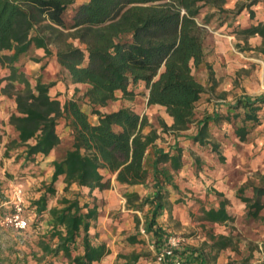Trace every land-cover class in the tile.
<instances>
[{
    "label": "trees",
    "instance_id": "16d2710c",
    "mask_svg": "<svg viewBox=\"0 0 264 264\" xmlns=\"http://www.w3.org/2000/svg\"><path fill=\"white\" fill-rule=\"evenodd\" d=\"M226 1L0 0V69L6 70L0 75V101L6 96L16 102L8 123L17 134L4 145V155L9 157L23 148L16 160L23 159L26 165L36 162L40 154L49 155L62 142L58 133L62 120L72 136L65 155L53 161L51 181L28 205L33 221L28 218L24 231L36 236L28 252L36 263L94 264L110 253L106 242L92 232L101 213L94 190L111 188L108 174L116 175L117 182L125 186L126 207L143 213V221L134 214L135 227L140 228L143 222L157 245L165 243L170 234L164 226V211L171 209L170 193L179 190L174 173L185 164L180 141L186 136L181 132L196 121L198 103L207 91L195 70L202 66L210 69L206 61L207 26L228 12ZM74 5L71 22H67L65 16ZM244 7L238 4L237 12ZM238 33L244 38L260 35L262 44L257 50L264 54V22ZM34 49L43 50L45 57H55L66 81L89 85L85 99L71 96L61 101L52 95L54 84L43 79L45 66L32 80L24 67L28 60H42L31 54ZM212 77L210 71L209 79ZM140 83L148 90V104L164 106L172 124L160 117L155 126L146 113L129 106L113 112L101 110L119 98L132 100L142 94L137 89ZM263 109L264 93L238 96L225 112L218 108L206 112L189 139L217 152L223 160L213 129L231 124L236 136L245 141L262 123ZM1 127L0 122V141ZM165 133L176 136L169 150L158 143ZM195 160L202 169L199 158ZM30 176L36 175L26 177ZM61 177L65 195L49 207ZM247 187L239 188L238 197L246 204L248 215L257 219L264 208V175L260 184L250 185L252 196L246 194ZM227 202L223 200L219 208L202 206L199 219L233 222ZM44 221L48 224L45 231ZM208 236L211 243L176 250L182 264H211L220 249L232 244L231 237L216 236L212 229ZM136 237L129 239L135 241ZM9 249L12 252L15 248ZM213 250L216 252L211 255ZM125 257L132 263L139 256ZM7 262L0 235V264Z\"/></svg>",
    "mask_w": 264,
    "mask_h": 264
},
{
    "label": "crops",
    "instance_id": "0c3cea01",
    "mask_svg": "<svg viewBox=\"0 0 264 264\" xmlns=\"http://www.w3.org/2000/svg\"><path fill=\"white\" fill-rule=\"evenodd\" d=\"M241 1L243 0H227L225 8L228 12L222 17L212 19L207 26L209 32L205 41L206 61L210 69L206 66L198 68L202 79L197 76V69L195 70V75L205 87L208 85L209 94H207V97H202L198 103L197 109H200V111L195 115L196 121L192 123L189 129L181 132L182 135L186 136L182 137L180 141V145L184 148L185 164L180 171L174 173V182L178 185L179 190L170 193L169 199L172 206L171 209L164 211L163 217L164 226L169 234L175 231V228L172 226L173 223L181 221L184 225L190 222L189 230H195L196 233L202 232L201 228L205 226L207 231L212 229L216 236L222 234L230 237V234H225V231L219 229L221 227L227 228V225L230 224L245 223L247 225L254 220L248 215L246 204L238 197V190L243 186L249 185L246 194L252 196L254 190L250 185L260 184V174L264 175V117L262 118V123L248 134L245 141H241L236 136L235 129L231 124L224 123L220 128L213 129L219 138L220 152L224 156L223 160L217 152L206 149L204 146H200L199 143L189 139V136L196 131L197 121L206 112L213 113L217 108L219 111L225 112L226 106L232 103L238 96L244 94L260 95L264 92L263 71L257 68L248 71L254 64L258 67L257 62L264 60V54L257 51V47L262 44V37L260 35H253L244 38L238 33L242 28L264 22V2L260 0L253 2ZM238 4H244L245 6L240 12H237L236 9ZM251 11L254 14L253 17L251 16ZM34 54L42 58V60L40 62L28 60L24 67L25 72L32 80L39 74L43 65L45 66L43 71L44 77L47 63L50 65L54 64L56 70H60L55 57H45L44 51L41 49H34ZM43 62L45 63L42 64ZM243 69L247 74L244 73L242 76H239L238 84H236V74ZM210 71L213 73L211 80L209 79ZM257 77L258 82L256 80ZM86 85L84 83H72L65 79L64 81L59 80L53 85L50 93L61 101H64L73 95L71 91ZM72 86L74 88H71ZM137 89L142 91V95L144 96L142 104H133V102H130L131 100L119 98L112 101V104L109 102L106 106L101 107V110L113 112L121 107L129 106L141 114L146 113L149 116L150 122L155 120L156 115H160L169 125L173 123V118L167 113L164 106L148 104V90L144 83L138 84ZM1 105L7 106L6 114H4L5 122L8 124V127H12L8 123V118L11 112L16 111V102L14 99L4 96L1 97ZM224 106L225 108L223 109L222 107ZM93 120H97V117H93ZM59 128L68 135L66 148L62 150L60 156L57 155L59 147L63 144L61 142L49 155H38L40 159L36 161H40L41 167L49 166L52 173L54 171L53 161L62 158L72 142L70 129L66 126L65 121H61ZM59 128L58 133L62 138L63 135L60 133ZM12 130L14 131L13 136L16 137L17 134L13 127ZM175 142L176 136L174 133H165L164 138L159 140L158 143L160 147L169 150ZM196 158H199L203 167L202 169L197 168ZM108 176H111V188L94 190V194L98 197V202L100 201L103 204L104 199L107 200V204L100 206L101 213L92 232L99 234V241L104 240L106 242L110 253L101 261L94 264H128L131 259L125 256H131L132 254L139 257L137 261L129 264H160L156 260V253L163 245V242L157 245L150 233L146 237L141 234L140 228L135 227L134 214L137 213L143 221V213L126 207L125 197L119 191V189H123L125 186L117 182L116 175L108 174ZM40 179L42 180V178ZM56 186L58 189L57 195L50 200L49 207L55 206L57 199L65 195L62 177L57 181ZM72 188L78 189L76 185H73ZM140 192L142 195L146 194V190H140ZM223 200L228 201L226 207L228 212L234 217L233 222L209 223L199 219L202 215L200 211L202 206L219 208ZM116 213L122 215L120 219L114 218V214ZM189 215L197 218L198 224L202 227H196L195 222L192 221ZM122 218L123 222H120ZM255 220L259 221L258 228H260L261 237H263L264 208ZM141 226H143V222L140 224ZM186 227L182 225V228L186 229ZM217 228L219 229L217 230ZM46 229H48V224L43 225V230L45 231ZM130 236L137 237L135 241H131L129 239ZM206 242H212L208 235H204L201 240H190V244L186 246L200 247ZM260 243L264 244L263 241ZM232 245L233 243L220 249L216 259L211 260V264H228L229 260H233L235 251ZM215 252L213 250L211 255ZM253 258V264L257 262L264 264V251L262 250L257 254L255 252ZM247 262L249 263V260Z\"/></svg>",
    "mask_w": 264,
    "mask_h": 264
},
{
    "label": "rangeland",
    "instance_id": "374dc122",
    "mask_svg": "<svg viewBox=\"0 0 264 264\" xmlns=\"http://www.w3.org/2000/svg\"><path fill=\"white\" fill-rule=\"evenodd\" d=\"M253 2L257 0H243L241 2ZM261 2H264V0H260ZM77 5H74L70 7L68 10V13L66 14L65 18L67 22H71V18L74 13V9ZM252 12V11H251ZM258 51V50H257ZM259 53V51H258ZM33 56H36L34 54V51L31 52ZM258 55V54H257ZM259 56V55H258ZM257 56V57H258ZM37 57V56H36ZM261 59V58H260ZM263 60V59H261ZM43 62L42 64H44ZM258 67L256 64L253 65L252 68L248 69V71L252 69H261L264 73V60L259 61ZM47 70L44 73V81L46 82H52L53 84L57 83L59 80L64 81V75L62 74L61 70H56V67H54V64L47 63ZM44 66V65H43ZM49 66V68H48ZM197 76L202 79V76L199 73V70H196ZM247 72L241 70L240 72H237L236 74V80L235 83L238 84V78L239 76H242ZM6 74L5 69H0V75L3 76ZM258 82V77L256 78ZM263 81V80H262ZM264 83V81H263ZM71 88H74L73 86ZM88 86H80L76 88L74 91H71L73 93L72 96H77L80 98L85 99V92L87 90ZM264 88V87H263ZM206 94L204 97H207V94H209V87L206 86ZM264 90V89H263ZM264 93V92H263ZM144 101V96L140 94L138 97H135L130 102H133V104H142ZM130 103L129 101H126ZM111 104L113 102H110ZM6 105L0 106V122L2 124V139L0 141V184H1V191L0 193L3 195L0 197L2 204L0 205V216L2 217H10L17 213V210L15 208V202H16V192L17 190L21 189L23 194V202L22 207L23 210L21 211V215L23 218L27 219L30 218V223L33 221L31 213L28 211V205L33 200L34 197L40 196V189L44 188L46 183L51 181L52 176V170L49 166L41 167L40 161L34 162V163H28L25 164V161L23 159H17L16 155L20 154L23 151V148H20L19 150H15L11 153V156L4 155V145L8 141L9 138L14 137L12 130V127H8V124L5 122V116L6 114ZM9 108V107H8ZM200 109H197V113H199ZM160 115L155 116V120L152 122L155 124V126H158V119L160 118ZM93 119V118H92ZM60 133L63 135L61 146L59 147L58 156L62 153V150H64L67 146V140L68 135L65 131H61V128H59ZM40 158L37 157V160ZM50 164V163H49ZM39 166V167H38ZM35 174L36 176H30V178L26 177L30 174ZM261 176L263 174H260ZM42 178V180L40 179ZM120 193L123 195L124 188L119 189ZM99 205H106L107 200L103 199V204L99 201ZM126 203V201H125ZM117 214V213H116ZM114 214V218H121V214ZM189 217L192 219V221L195 222L196 227H202L198 224V219L194 218L193 215H189ZM191 221V222H192ZM120 222H123L120 220ZM44 225L47 224L46 221L43 222ZM183 226H187L186 229L182 228ZM190 222H187L185 225L181 221L173 223V227L175 228V231H173L172 234L180 235L185 238H187V245H189L190 240H201L204 235H208V231L205 226L201 228L202 232H197L195 230H189ZM259 221L253 220L247 225L245 223H239V224H230L227 225V228H217V230L225 231V234H230V237L232 238L233 243V250L234 253V259L229 260V263L233 264H239V261H247L249 260V264H253L254 260V253L256 254L258 252L264 251V244H261L260 242H264V236L261 237V230L258 228ZM25 230V229H24ZM24 230H19L16 227V224L14 221H7L3 226L0 227V235H1V242L3 244L4 250H5V257L8 258L7 264H39L36 263V261L31 257V255H28V252L32 249V244L34 239L36 238L35 235H33L30 232H26ZM124 232V231H123ZM207 232V234H205ZM262 246V247H260ZM9 248H15L12 252ZM263 248V249H262ZM238 257V258H236ZM236 258V259H235ZM253 259V260H252ZM264 263V262H263ZM46 264V263H44ZM256 264H259L258 262Z\"/></svg>",
    "mask_w": 264,
    "mask_h": 264
},
{
    "label": "built area",
    "instance_id": "2783aa9c",
    "mask_svg": "<svg viewBox=\"0 0 264 264\" xmlns=\"http://www.w3.org/2000/svg\"><path fill=\"white\" fill-rule=\"evenodd\" d=\"M16 202H15V208L17 210V213L10 217H2L0 216V227L3 226L7 221H14L16 224V227L19 230L26 229L28 225V220L23 218L21 215V211L23 210L22 202H23V194L22 190L19 189L16 192ZM140 232L142 235L148 237L149 233L146 231L144 226L140 227ZM187 245V238L170 234L165 243L160 247V249L156 253V260L160 264H182L181 260L176 255V250L181 249L182 247Z\"/></svg>",
    "mask_w": 264,
    "mask_h": 264
}]
</instances>
